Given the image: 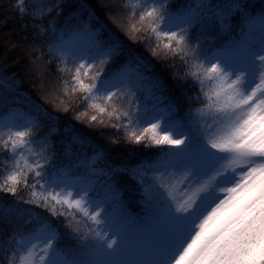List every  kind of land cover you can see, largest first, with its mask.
<instances>
[{"label": "snow or ice", "instance_id": "1", "mask_svg": "<svg viewBox=\"0 0 264 264\" xmlns=\"http://www.w3.org/2000/svg\"><path fill=\"white\" fill-rule=\"evenodd\" d=\"M166 2L129 0L130 15L135 18L139 8L138 22H149L147 39L157 42L153 55L162 47L166 55L179 58L186 78L199 86L200 106L182 116L171 103L155 110L130 106L123 112L112 105L120 98V85L132 98V89H143L159 103V82L146 75L148 65L125 52L118 38L104 37L83 24L70 40L61 34L54 49L64 65L60 71L71 73L72 91L84 93L87 107L118 121L127 118V123L113 126L131 128L126 135L133 143L167 146L158 158L131 169H109V181L94 198L90 181L81 186L67 173L47 176L44 164L29 163L25 152L31 153V145L40 140L33 139L37 118L20 124L14 114L0 117V147L11 155L0 191L15 195L21 186L31 189L24 203L63 216L74 241L61 246L60 229L29 209L27 223L33 227L16 241V264H264V8L254 11L245 0H197L194 7L172 14ZM25 4L17 0L21 15L27 11ZM194 25H218L229 39L215 48L191 43ZM130 30L139 31L136 24ZM121 56L126 62L116 74L101 78V69L89 76L97 63ZM69 60L79 62L68 68ZM86 115L79 113L77 119ZM96 121L92 115L90 123ZM46 141L47 136L40 141L45 148ZM121 171H130L141 185V217L131 216L119 201L111 176ZM57 186L60 191H55ZM24 211L0 207L5 218Z\"/></svg>", "mask_w": 264, "mask_h": 264}, {"label": "trees", "instance_id": "2", "mask_svg": "<svg viewBox=\"0 0 264 264\" xmlns=\"http://www.w3.org/2000/svg\"><path fill=\"white\" fill-rule=\"evenodd\" d=\"M144 1L139 0V3L143 4ZM136 2L131 0V3ZM196 2L167 0L166 7L170 13L180 14L189 6L194 7ZM212 2L223 4L225 0ZM245 2L254 11L264 8V0ZM16 3L17 0H0V117L14 114L16 122L20 124L30 117L37 118L39 126L33 129V139L40 137V140L31 145V153L25 152L29 163L39 161L44 164L47 176L67 173L70 179L79 182L81 186L90 181L94 191L89 195L99 198L97 193L102 194L110 179L105 174L109 173V169H131L141 162L155 160L167 151V146L133 143L126 135L131 128L125 130L113 126L127 123V118L122 117L118 121L115 117L100 115L87 107L83 100L84 93L72 91L74 82L71 81V73L60 71L64 65L60 63L54 49L61 34L65 40H70L72 33L81 25L88 24L93 31L104 37L118 38L125 52L131 51L148 65L149 72L146 75L160 84V91L156 93L159 103L143 89H132L135 92L132 98L129 89L125 88L120 92V98L112 102L121 112L129 110L130 106L155 110L171 103L182 116L189 109L200 106L197 101L199 86L194 85L191 78H186L187 70L179 58L166 55L162 47L157 55H153L157 42L154 38L147 39L150 35L149 22L143 25L138 22L139 8L136 17H131L129 0H26L27 11L24 15L19 14ZM131 24H136L139 31L132 32ZM237 34L238 29L231 35ZM189 35L191 43L200 42L206 48H215L229 39V35L218 25H194ZM78 62L69 60L67 67L74 68ZM125 62L126 58L121 56L104 65L97 63L89 70V76L103 69L101 78L111 77L120 71ZM83 78L85 83L90 82L87 77ZM97 102L104 103L102 100ZM84 112L87 115L77 119V115ZM92 115L97 116V121L90 123ZM101 120L103 124L99 123ZM53 127L58 130L49 133ZM45 136L46 148L40 142ZM76 136L78 139L73 142ZM10 164V152L0 147V181ZM32 175L29 173V184L33 183ZM111 182L115 184L119 201L127 212L133 217L143 216L141 185L131 172L116 173L111 176ZM60 190L59 186L55 187V191ZM30 193L31 189L22 186L15 195L0 191V207L25 210L22 215L10 214L6 218L0 215V264H16L20 254V245L16 241L33 227V224L27 223L29 209L32 213H40L60 229L61 246L74 243L71 229L67 227L63 216H52L46 209L24 203Z\"/></svg>", "mask_w": 264, "mask_h": 264}, {"label": "rangeland", "instance_id": "3", "mask_svg": "<svg viewBox=\"0 0 264 264\" xmlns=\"http://www.w3.org/2000/svg\"><path fill=\"white\" fill-rule=\"evenodd\" d=\"M145 2V1H144ZM177 23H178V19H177V21H176ZM172 30H176L175 28H173ZM125 88H127V87H125V86H123V85H120V89H121V91L123 90V89H125ZM111 90H113V91H115V89H111ZM100 95H103V93H100Z\"/></svg>", "mask_w": 264, "mask_h": 264}]
</instances>
